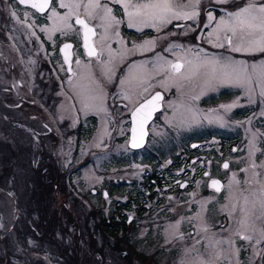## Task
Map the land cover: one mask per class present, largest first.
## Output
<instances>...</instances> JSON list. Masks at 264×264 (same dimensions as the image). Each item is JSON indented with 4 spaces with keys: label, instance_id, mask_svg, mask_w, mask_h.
Here are the masks:
<instances>
[{
    "label": "rangeland",
    "instance_id": "obj_1",
    "mask_svg": "<svg viewBox=\"0 0 264 264\" xmlns=\"http://www.w3.org/2000/svg\"><path fill=\"white\" fill-rule=\"evenodd\" d=\"M182 2L187 3L188 0ZM250 2L253 0H200L195 20H173L176 26L174 39L170 42L168 35L161 34L167 25L159 30L145 27L137 31L129 28L123 9L110 3L113 14L124 21L117 29L119 37L112 35L106 42L111 53L108 47L103 49L106 53L103 63L97 59L87 62L81 55L78 56L81 61L76 65V76L67 77L58 48L67 39L78 38L80 41L83 32L75 24V19L70 20L72 29L64 33L52 31V21L48 18L50 12L40 15L15 0H0L1 263L39 264L38 261H45L47 264H77L80 259L78 264H100L103 256L96 249L103 246V235L97 234L94 215L90 220L92 225H63L66 215L63 205H68L67 195L71 194L77 197L79 204H84L85 211L98 208L107 220L112 204L116 203L114 200L121 201L122 207L129 205L134 212L146 207L145 211L150 214L133 222L136 224L126 235L128 243L135 249L134 255L142 253L150 257L146 264H153L154 259L156 264H201L202 261L204 264H264V236L261 235L264 231V211L258 202H253L251 195L264 184V167H252L253 162L256 165L264 163V124L259 130V125L251 129L250 118L246 116L235 121V124H240L241 135L232 129L225 130L229 124L226 113L231 103L223 108L211 105L216 89H222L224 98L240 91L239 98L234 100V105L242 106L239 113L246 115L253 108L256 116L264 118V96L260 95L258 86H254L249 93L233 84H206L202 75L181 80V86L177 87L174 83L177 75L172 73L170 66L164 65V61L183 63L186 59L195 60L198 52L201 57L205 54L231 56L249 64L264 61V54L244 55L231 52L227 45L217 48L209 42V33L222 18L226 19L229 13ZM255 3L259 5L264 0H255ZM54 6L61 14L66 11L59 8L58 0H54ZM209 14L214 17L211 21L208 20ZM98 23L91 21L90 25ZM124 26L134 31V36L125 39ZM206 28L208 31L203 38L202 35L197 36L200 29ZM157 34H161V38H157ZM211 39L214 41L215 37ZM120 40L123 44L119 43ZM151 40H155L153 48L133 50L134 44L142 45ZM195 40L198 42L193 43ZM157 41L158 53L153 55L151 53L156 50ZM97 42L101 45L99 38ZM189 49L192 51L189 52ZM158 56L163 60L158 61ZM109 59L114 72L112 79L104 82L106 89L110 86L106 96L111 90L114 103L124 100L134 107L158 88L167 96V101L166 110L155 124L154 132H165L158 126H177L175 131H180L174 133V137L170 136L171 141L197 140L201 143L194 149V157L200 159L197 163L190 162L188 166L176 168L170 165L173 161L168 156L158 163H151L148 162V153L156 144L140 154H133L125 141L112 145L109 139L105 140L111 133L108 127L118 125V131H121L122 126H129L128 110L117 109L119 116H124L122 119L117 117V120L114 114L111 116L109 112L98 110V100L86 108L82 103L83 93L95 88V85L92 86L93 75L79 81L78 73L89 72L90 69L85 66H102L100 72L104 79L102 69ZM50 61L58 70L54 69L57 76L50 70ZM187 67L185 64L183 72L187 71ZM59 74L66 77V84L59 82ZM125 95L129 98L125 99ZM79 120L82 127L78 130ZM220 123L224 128L218 126ZM123 135L119 134L120 137ZM219 136L226 140L242 136L246 144L239 147L236 155L230 149L220 151L216 143ZM161 139H164L163 135ZM256 141L260 145L255 143L253 149ZM223 152L234 155L232 167L226 172L222 169ZM35 161L36 169L33 170ZM152 171L158 175V183L148 184ZM205 172L210 173L209 177L204 176ZM254 172L259 175L254 176ZM54 173L56 175L51 178ZM179 173L185 176L182 180L189 183L184 190L173 183ZM63 174L70 178L66 180V190H51L58 180L63 179ZM233 176L239 184L233 182ZM213 177L224 182L225 187L220 194L208 186ZM104 191L109 193L107 199L102 198ZM149 193L157 197L152 199ZM243 196H249L250 202L244 214L245 224L241 226L239 221L244 218L240 211ZM39 200L43 203L36 204L32 212L34 201ZM124 213L135 215L131 211ZM53 222L60 225H50ZM29 231L36 233L35 239ZM124 234L122 231L119 236ZM91 235L97 240L93 242ZM242 236L250 239H242ZM18 240L27 243L29 249L24 248L26 253L20 252L22 243ZM108 242L115 246L116 238ZM106 253L107 260L114 259L111 252ZM133 260L141 264L136 257ZM110 262L113 263L112 260Z\"/></svg>",
    "mask_w": 264,
    "mask_h": 264
},
{
    "label": "snow or ice",
    "instance_id": "obj_2",
    "mask_svg": "<svg viewBox=\"0 0 264 264\" xmlns=\"http://www.w3.org/2000/svg\"><path fill=\"white\" fill-rule=\"evenodd\" d=\"M21 4H30L31 8L37 12H50L49 19L52 21V31H60L64 33L66 30L73 28L70 20L75 19V24L79 25L83 32L84 47L89 57L96 56L99 60L100 55L105 47L111 49L106 43L112 38V35L119 37L117 30L123 20L118 19L113 14V9L109 6L110 3L119 5L123 9V16L126 18L127 26L141 31L143 28H156L157 30L172 23L173 20H195L198 16L197 7L200 0H188L187 3L182 0H58L60 9H66L64 14H61L57 7L54 6V0H19ZM225 2V0H220ZM15 15V13H13ZM214 17L209 14L208 20H213ZM91 21H98L97 25H91ZM97 27L101 29L99 40L101 42V52H97L95 46L90 44L92 37L97 35ZM47 31V29H45ZM215 37L213 41L211 38ZM209 42L213 47L224 48L227 45L231 52L241 53L244 55H254L256 53L264 54V3L257 5L255 0L248 3L246 6L240 7L239 10L228 14L227 18H222L212 33H209ZM119 43L123 44L120 40ZM155 46V40L145 41L142 45H133V50L139 48L141 50L151 49ZM70 44H65L61 49L65 52V62H69V56L65 50L70 49ZM189 52L192 49L188 50ZM123 56V53L121 54ZM157 60H163L162 57H157ZM76 63L79 65L80 61ZM188 66L186 72H181V69ZM164 65L170 66L172 73L178 74L174 81L175 86L180 87L181 80H191L196 76L202 75L205 78L206 84L212 82L233 84L244 88L251 93L254 86L260 89V95L264 96V61L259 64H249L243 60H234L231 56L217 57L207 56L201 57L200 53H196L195 60H184L181 62L164 61ZM136 67V65H132ZM143 67V65H141ZM114 69L111 67V59L104 64L102 73L110 81L112 79ZM139 78V77H137ZM124 83L123 80L120 81ZM95 88L88 89L83 93L82 103L87 108L92 106L91 102L100 101L96 107L98 110L103 108L104 92L101 84L93 80ZM147 91V89H144ZM125 99L129 97L125 95ZM162 100L160 93H156L150 99L145 100L135 108L132 113L133 128L131 144L132 147L141 146L143 138V128L148 119L151 118L152 112L158 107V102ZM231 107V106H229ZM139 118V123H138ZM137 123L140 129V138L137 137ZM253 149L255 144L253 143ZM264 167V163L256 165L253 162L252 167ZM228 168V165H224ZM247 171V170H245ZM258 176L259 173H253ZM233 182L239 184L233 176ZM212 186L217 192L220 191L221 185L218 181L212 180ZM253 202H258L260 208L264 211V184H261L258 192H253ZM249 196H243V204L240 207L242 218L239 222L244 226L249 204ZM236 205H233L235 211ZM178 227V225H177ZM207 229H205L206 231ZM239 234V233H237ZM264 236V231L261 232ZM242 239H250V237L242 236ZM219 243V242H217ZM201 264H204L202 261Z\"/></svg>",
    "mask_w": 264,
    "mask_h": 264
},
{
    "label": "flooded vegetation",
    "instance_id": "obj_3",
    "mask_svg": "<svg viewBox=\"0 0 264 264\" xmlns=\"http://www.w3.org/2000/svg\"><path fill=\"white\" fill-rule=\"evenodd\" d=\"M175 26H176V22L172 21V23L168 24L161 31V34L163 36H167L168 35L167 39L169 40V42L174 39ZM99 33L100 32L97 29V35L93 39V44H94V46H95V48H96L98 53L101 52V45L97 42V40L99 38ZM134 33H135L134 31H131L126 26H124V28H123V37L125 39H128L130 36H134ZM161 34H157L156 37L157 38H161ZM136 36H138V35L136 34ZM163 38H165V37H163ZM65 44H72L73 45V47H72L73 48V58H72L71 73H69L68 68H67V66L65 64L64 56L61 54V51H60L61 50V46L65 45ZM158 44H159V41H157L156 50H154L151 54L155 55V54L158 53ZM66 52L68 54V49L66 50ZM58 53H59V57L61 58V61L65 65V69H66V72H67V77H75L76 76L75 69L78 68V67H76V65H77L76 61L77 60L81 61V59L78 58V56L81 55L85 60H87V62H92V61L97 59L96 56L89 57L87 55V52L85 51V49L83 47L82 34H81V37H80V41H79L78 38L77 39L75 38V40L67 39L65 41H62L61 45L58 48ZM104 54H106V53L103 50L102 54L99 57V60H100L99 62L100 63H103ZM50 62H51L50 70H51V72L53 74L54 73V69L55 70H57V69L55 68L54 63L52 61H50ZM85 68L90 69V71L89 72L80 71V73H78L79 81H81L82 79H84L88 75L89 76L93 75V76H91V78H93V80L101 83V86L103 87V90L105 91V98L103 100V108L105 110H99V111H105L107 113L109 112L111 114V116L113 114L115 115L114 116L115 119H117V117H120L119 119H122L124 116H119V112H118L117 109H120L121 111L124 110V109L128 110L127 115L129 117V126H128V124H127V127L126 126H122V130L121 131H118L119 130V126L118 125H114L113 127H108L107 129H109V131L111 130V133H109V135L105 138V140L109 139L110 143L112 142V145H114V142L124 143V141H125V143L128 146V149L133 154H140L141 152L147 150L151 145L156 144V147H155L156 150H155V148H152V150L148 153V157H149L148 162H151V163H156V162L158 163V162L164 160L168 156L173 161L172 163H170V165L173 164L177 168L179 166H188V164H190V162L197 163V160H200L199 158L194 157V155H196L195 154L196 150H194L195 148L192 147V144H194V143H197L198 147L201 146V143L196 142L197 140L196 141H191V142L189 141L190 142L189 147H188V143L189 142L186 141V140L185 141H181L179 139L180 136L178 137L179 140L177 142H173V141L170 140V136L174 137V135H175L174 133H178L180 131V130L178 132L175 131V127H177V126H170V125L158 126V128L164 129L165 132H159V133H155L154 132L153 128H154L155 124L160 120V115H162V113H164V111L166 110V101H167V96L166 95H165L164 101H163V110H162V112L158 113L156 115L155 119L148 126V137H147L146 146L143 149H141V150H132V149H130L129 148V140H130V131H131V126H132V124H131L132 123L131 122V114H132V112L141 103H143L147 99H150L156 92H159L160 90L158 88L155 89L152 94L150 93L151 95L149 94V96L147 95V97L144 98L143 100L138 101L136 103V106H134V107H132V105L126 103L124 100H121V101H118L117 103H114V101H112V99H113L112 97L114 96V94L111 93V90H110V93L106 96V92L109 90L110 86H108V89H106L105 86H104V82H105V80H107V77H104V79H102L101 72H100V68H102V66H97V67L96 66H85ZM174 75H178V74H174ZM62 76L63 77H61V75L59 74V79H60L59 82L62 85H64V84H66V81H65L66 77L64 75H62ZM93 85H95V84H93V82H92V86ZM115 86H116V83H115ZM112 91H113V88H112ZM234 92H238V91H234ZM239 93H240V91L238 93H234V95H232L230 97L224 98V93H223L222 89H216L213 92V97H215V100H212V103H211L212 106H213V104H217V107L223 108V106L227 105V103H231V105H230L231 107H228V109H230V110H228V112L226 113V118L229 121V124L225 128H224L222 123H220L218 126L220 128H224L225 130H229V131L232 129L233 131H236V132L240 133V135H241L242 130H240V124L239 123L235 124V121H237V120H239L241 118H245L246 116H248V118H250L251 129H252L253 126L259 125V127L257 128V130H259L262 127V125L264 124V118L261 117V116H259V117L256 116V113H254V110H253L252 107H250V108H252L250 112L248 110V113H247L248 115L247 114L246 115H244V114L241 115L239 112H240V109H241L242 106L234 105V100L236 98H239ZM208 96H209V94L207 95V97ZM239 100L240 99H238V102H239ZM256 102H255L254 105H256ZM99 104H100V102L97 103V105H99ZM202 104H203V102L201 103V106H202ZM99 111H94L93 113H98ZM79 118H81V117H79ZM119 119H117V120H119ZM81 123H82V121L79 120V124L77 125L78 127L76 126V129H79V128L82 127ZM124 133H126V134H124ZM119 134H121V135L124 134V135L120 137ZM161 135H163V137H164L163 140L164 141L161 139ZM255 139H257V136H255ZM216 143H218V148H219L220 151L224 150V149H226V150L230 149L231 153H235V155L237 154L236 152L238 151L239 147L241 148L243 145L246 144L242 136L239 139L232 138V139H229V140H226L225 138L219 136L217 138V140H216ZM255 143L260 145L259 141L254 142V144ZM163 148H165V150H163ZM221 156H222V159H221L222 160V164L227 163L229 165V167L231 168L232 167V161L234 159V155H231L230 153L228 154L226 152H223V153H221ZM152 169H154V168L152 167ZM224 171L226 172L227 170H224ZM205 173H204V176H205ZM209 175H210V173H209ZM209 175L205 176V177H209ZM183 177H185V176L182 173H179L178 176H175L176 179L173 181V183L175 184L176 187L180 188V185L182 183H184V182L188 183V181H183L182 180ZM157 178H159L158 175L156 176L154 171H152V175L148 177V181H150L151 184H154L155 182H157V180H156ZM213 179L221 180L218 177L210 178V180L208 181V186H209V182L211 180H213ZM162 182H164V180H162ZM164 183H166V182H164ZM222 183H223V188H224L225 187L224 186V182L222 181ZM188 185H189V183H188ZM187 188H188V186H187ZM118 190H121V189H118ZM93 193L97 194V191H95ZM106 194H107V196H105ZM149 195H150V197L152 199L157 197L153 193H149ZM108 196H109V193L107 191H104V193L102 194V198L104 197L105 199H107ZM75 198H77V197H75ZM102 198L101 199L99 198V200L102 201ZM113 202H116V203L112 204L113 208L111 209L112 211L110 212L111 215H110V218H108V220H109L108 222L111 221V223H113V219H114L115 225H135L136 223H133V222H137L138 219H142L144 216L147 217L150 214L149 211H147V212L145 211L146 207H144V206L142 208L140 207L141 209L137 210V212H134L129 205H123V207L120 206L122 203L119 200H114ZM127 211H131L132 213H135V215H127V213H124V212H127ZM136 213L138 215H136Z\"/></svg>",
    "mask_w": 264,
    "mask_h": 264
},
{
    "label": "trees",
    "instance_id": "obj_4",
    "mask_svg": "<svg viewBox=\"0 0 264 264\" xmlns=\"http://www.w3.org/2000/svg\"><path fill=\"white\" fill-rule=\"evenodd\" d=\"M197 36H198V34H197ZM192 39H193V37H192ZM195 42H197V40L193 41V43H195ZM34 158H32V160ZM35 169H36V161L34 163L33 170H35ZM54 175H56V173H54L51 176V178H53ZM69 179L70 178H68V179L66 178V174H63V179L58 180L54 184L53 189H51V190H59V191L64 190L65 191L66 185H67L66 180H69ZM149 183H150V181H148V184ZM42 189H43V187H42ZM67 190H68V187H67ZM67 197L69 198L70 208L72 210L68 207L69 203L67 206L65 204L63 205V212H64V214H66L65 220H64L65 222L63 223V225H92V223H91L92 221H90L92 219V216L94 215L95 219H97V221H95V225H98V227L96 228L97 234L100 233L103 235L102 236L103 246L102 247L98 246L100 248L96 249V251H99L100 254L103 256V261L100 264H137V263L133 262L134 257H136L141 264H146L149 260H151L149 256L147 257L142 253H139V255L138 254L134 255L135 249H134V247L131 246L130 243H128V241L126 239V235L132 229L133 225H115L114 219H113V223H111V221L108 222V220H106L104 214L98 208L96 210L93 209V211L87 212L84 210L86 208L84 206V204L83 203L79 204L77 202V198H75L71 194L67 195ZM34 202H35V205L32 207V212L35 211L34 209H35L36 204H42L43 203V201H41V200L34 201ZM73 212L75 213V216H74ZM55 216H56V213H55ZM83 217H88V219L84 220V219H82ZM56 218H57V216H56ZM53 219H55V217H53ZM50 225H60V224L58 222H53ZM27 229L31 230L29 226H27ZM122 231H124L125 234L123 237H120L119 235ZM29 233L32 235V237L34 239L36 238L35 232L29 231ZM91 236L93 238V242L97 240V239H94V235H91ZM111 238H116L115 246H111L110 243L108 242V241H110ZM18 242L22 243L20 240H18ZM84 242L86 243L85 238H84ZM87 242H89V241L87 240ZM107 242H108V244H107ZM20 246H21L20 252L24 251L25 250L24 248H26V250L29 249V248L27 249V243L26 242L22 243ZM94 246L96 247L95 244H94ZM108 251L111 252L113 257H114V259H111L113 263L110 262L111 260L109 258L107 260V253L106 252H108ZM38 252H40V251H38ZM22 253L24 254V253H26V251H24ZM30 253H32V251ZM26 258H28V254L26 255ZM79 262H80V259L77 262V264ZM38 263L39 264H47V263H45V261L44 262L38 261ZM156 263L157 262L154 259L153 264H156ZM0 264H6V263H1V259H0Z\"/></svg>",
    "mask_w": 264,
    "mask_h": 264
},
{
    "label": "water",
    "instance_id": "obj_5",
    "mask_svg": "<svg viewBox=\"0 0 264 264\" xmlns=\"http://www.w3.org/2000/svg\"><path fill=\"white\" fill-rule=\"evenodd\" d=\"M15 1L18 2L19 5H21V6L25 7V8L32 9V10H34L35 12H37L35 9L31 8L30 4H21V3L19 2V0H15ZM37 13L40 14V15H45V14L48 13V11H45V12H43V13H40V12H37ZM93 38H94V37H92V39L90 40V44H93V43H92ZM70 45H71V48L68 49L69 62H67V63L65 62L66 66H67V68H68L69 73H71V68H72V58H73V48H72L73 45H72V44H70ZM63 48H64V45L61 46V49H63ZM84 48H85V47H84ZM60 51H61V50H60ZM65 51H66V50H65ZM61 54L64 56V59H65V52H62V51H61ZM92 57H94V56H92ZM177 62H180V61H177ZM181 63H182V62H181ZM182 70H183V68L181 69V71H182ZM157 93H160V95L162 96V100H160V101L158 102L159 107H158L154 112H152L151 118L148 119L147 122H146L145 125H144V128H143V133H144V134H143V138H142L141 146H139V147H135V148L132 147V144H131L132 131H130L129 147H130L131 149H133V150H139V149H142V148L145 147L146 142H147V137H148V126H149V124L155 119L156 114L159 113V112H161L162 109H163L164 95H163L162 92H157ZM155 94H156V93H155ZM155 94H154V95H155ZM138 107H139V106H138ZM132 113H133V112H132ZM131 122H132V123H131V124H132L131 129H132V128H133V116H132V114H131ZM138 123H139V118H138ZM138 123H137V137H138V139H139L141 133H140V129H139ZM197 146H198V144H193V145H192L193 148H195V147H197ZM225 164H227V163H224V164L222 165V168H223V169H228V168H229V165L227 164V165H228V168H225V167H224ZM216 181H218V182L220 183V185H221V189H220V191L218 192V193H220V192L222 191L223 183H222V181H220V180H216ZM211 182H212V180H211L210 183H209V187H210V189L216 191V190H215V187L212 186V183H211ZM187 185H188L187 183H183V184L181 185V189H185ZM94 192H95V191H94ZM216 192H217V191H216ZM105 196H107V194H106Z\"/></svg>",
    "mask_w": 264,
    "mask_h": 264
},
{
    "label": "bare ground",
    "instance_id": "obj_6",
    "mask_svg": "<svg viewBox=\"0 0 264 264\" xmlns=\"http://www.w3.org/2000/svg\"><path fill=\"white\" fill-rule=\"evenodd\" d=\"M217 21H218V19H217ZM200 31V30H199Z\"/></svg>",
    "mask_w": 264,
    "mask_h": 264
}]
</instances>
